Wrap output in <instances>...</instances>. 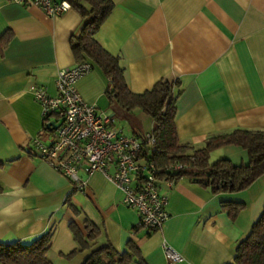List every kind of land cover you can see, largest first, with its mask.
Instances as JSON below:
<instances>
[{"label":"crops","instance_id":"crops-1","mask_svg":"<svg viewBox=\"0 0 264 264\" xmlns=\"http://www.w3.org/2000/svg\"><path fill=\"white\" fill-rule=\"evenodd\" d=\"M111 1L114 9L95 39L120 60L133 93L163 79L178 82L176 125L182 143L200 149L209 138L235 130L264 132V0ZM85 21L74 8L50 17L32 1L0 0V201L10 203L9 193L22 188L27 205L22 217L0 224V243L30 244L54 228L48 253L53 264H83L93 250L108 245L124 254L130 242L143 261L130 264H168L164 243L183 256L175 264L232 262L264 212V175L242 192L225 193L190 177L172 186L159 181L169 219L150 232L140 227L139 216L105 174L81 172L86 187L77 190L33 148L45 120L31 89L57 97L59 72L78 64L72 40ZM109 84L95 66L77 89L120 135L151 134L150 116L110 103ZM221 159L247 165L249 154L226 146L210 155L211 163ZM115 171L109 166L110 174ZM139 182L136 176L134 185ZM72 222L84 234L87 224L101 234L90 251L67 259L77 249Z\"/></svg>","mask_w":264,"mask_h":264},{"label":"trees","instance_id":"trees-1","mask_svg":"<svg viewBox=\"0 0 264 264\" xmlns=\"http://www.w3.org/2000/svg\"><path fill=\"white\" fill-rule=\"evenodd\" d=\"M66 2L76 9L86 20L78 37L72 40V48L78 63L89 62L102 69L110 80L107 96L110 103L129 113L141 111L154 121L151 136L152 144L145 135L141 159L146 172L138 177L147 179L155 172L156 180L177 183L184 177H190L212 189L214 193L242 192L264 175V132L235 130L230 134L209 138L200 149L181 142L176 125L178 82L163 79L152 89L141 94L133 93L127 83L125 68L118 58L104 50L95 37L105 20L114 9L111 0H54ZM50 118L45 120V123ZM47 125L44 131H47ZM137 137V136H136ZM226 146H238L249 154L247 165L237 166L227 159L210 162L213 151ZM174 164L182 167L178 171H169ZM77 249L67 255L73 259L78 254L90 251L91 245L100 236L92 224L86 225V234L75 223L70 224ZM55 230L51 228L30 244L16 242L0 243V264H53L48 258ZM143 263L140 250L134 243L128 244V251L117 253L110 245L95 249L83 264H130ZM228 264H264V212L254 224L251 234L240 243L232 262Z\"/></svg>","mask_w":264,"mask_h":264},{"label":"built area","instance_id":"built-area-1","mask_svg":"<svg viewBox=\"0 0 264 264\" xmlns=\"http://www.w3.org/2000/svg\"><path fill=\"white\" fill-rule=\"evenodd\" d=\"M14 1L20 4L32 1L50 17L60 16L71 9L68 3H56L54 0ZM92 70L89 62L61 70L56 82L57 97H50L44 90L32 87L31 92L43 109L44 120L50 118L45 125L54 122L57 127L51 132L43 130L33 140L32 146L42 161L67 177L77 190L86 187L81 172L88 176L105 174L124 194L126 206L139 216L140 227L157 232L169 219L168 197L161 194L155 172L134 185L135 177L146 172V167L138 164L143 140L120 135L117 130L109 128V118L82 99L77 83ZM145 137L154 143L151 134ZM111 165L116 168L114 174L109 173ZM181 169L178 164L168 168L169 171ZM169 184L173 185L172 182ZM163 249L168 264L183 262V256L167 243Z\"/></svg>","mask_w":264,"mask_h":264},{"label":"clouds","instance_id":"clouds-1","mask_svg":"<svg viewBox=\"0 0 264 264\" xmlns=\"http://www.w3.org/2000/svg\"><path fill=\"white\" fill-rule=\"evenodd\" d=\"M9 195L14 197L10 203L5 204L0 201V224L12 222L22 217L27 207L22 188L10 192Z\"/></svg>","mask_w":264,"mask_h":264},{"label":"water","instance_id":"water-1","mask_svg":"<svg viewBox=\"0 0 264 264\" xmlns=\"http://www.w3.org/2000/svg\"><path fill=\"white\" fill-rule=\"evenodd\" d=\"M56 126H55V123L54 122H51L47 125V130L48 131H53V130H56Z\"/></svg>","mask_w":264,"mask_h":264}]
</instances>
